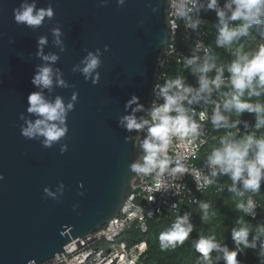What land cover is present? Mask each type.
<instances>
[{
    "label": "clouds",
    "instance_id": "clouds-1",
    "mask_svg": "<svg viewBox=\"0 0 264 264\" xmlns=\"http://www.w3.org/2000/svg\"><path fill=\"white\" fill-rule=\"evenodd\" d=\"M117 2L122 6L125 0ZM208 13H214V20L205 18ZM54 16L52 4L38 7V0H21L13 9L14 21L33 31L53 21ZM167 22L164 57L179 64L182 73L168 70L169 61L158 58V68L165 70L156 77L149 104L132 94L124 104V114L118 117V127L128 133L125 143L138 151L128 166L134 174L131 180L144 182L150 201H155L157 194L177 198L186 192L199 209L196 215L202 225L216 215L212 203L203 198L206 190L234 194L239 215L225 231L230 233L233 247L225 234L221 240L215 230L207 234L198 230L190 208L177 213L159 234L160 246L175 248L190 241L198 254L195 264H243L238 256H246L249 250L264 264V221L257 220L258 209L264 212L258 203L264 185V0H169ZM181 28L187 53L176 46ZM50 34L51 46L58 51H45L48 35L37 37L35 57L41 62L35 65L31 78L35 91L27 96V115L19 114V127L24 138L37 140L44 148L59 145L64 154L68 145L62 141L67 138L68 117L79 93L73 90L67 100L61 95L53 97L56 88L75 89V85L69 84L56 66L66 51L62 27L54 25ZM109 50L107 44L103 51L84 48L86 54L71 71L98 84L102 57ZM205 145L208 150L201 163H191ZM64 190L61 181L55 191L45 187L43 192L58 201ZM77 207L73 205V211ZM177 207L175 199L169 210ZM153 214L147 211L148 217Z\"/></svg>",
    "mask_w": 264,
    "mask_h": 264
},
{
    "label": "water",
    "instance_id": "water-1",
    "mask_svg": "<svg viewBox=\"0 0 264 264\" xmlns=\"http://www.w3.org/2000/svg\"><path fill=\"white\" fill-rule=\"evenodd\" d=\"M20 3L0 0V264L48 261L118 214L141 183L131 180L128 166L138 151L125 143L128 133L118 127V117L132 94L149 104L168 43V0H125L122 6L117 0H38V7L51 3L55 16L35 31L14 21ZM56 24L66 45L56 66L75 89L56 88L53 97L67 100L73 90L79 93L64 154L59 145L44 148L24 138L19 127L41 62L35 57L37 37L48 35L45 51H58L50 34ZM105 44L110 50L103 54L98 84L71 71L84 48L103 51ZM61 181L59 200L47 198L43 189L55 191Z\"/></svg>",
    "mask_w": 264,
    "mask_h": 264
},
{
    "label": "built area",
    "instance_id": "built-area-1",
    "mask_svg": "<svg viewBox=\"0 0 264 264\" xmlns=\"http://www.w3.org/2000/svg\"><path fill=\"white\" fill-rule=\"evenodd\" d=\"M207 17H214V13H208L205 18L207 19ZM182 31V28L178 29L176 34V46L181 50H183L181 46L185 45ZM164 52L161 57L167 59L169 63H174V61L170 62L172 58L164 57ZM162 71H164V68H159L158 73ZM212 135L219 134L213 133ZM211 139L212 136L210 135L209 141H211ZM206 153L207 145L200 149L199 156L192 160L191 163L200 164ZM186 182L194 189V185L191 184L190 178H186ZM211 192L221 193L215 189H208L203 195L210 194ZM150 195L151 194L144 186V182L141 181V183L128 195L121 210L115 217L97 228L91 234L71 241L63 247L61 253L55 254L50 260L40 264H144L143 258L147 250L145 241L140 240L128 244L124 241H119V237L125 231L131 229L144 234L147 230V223L149 220L164 215H176L179 212L180 205L183 203L194 205L190 202L186 192L184 195L177 198L171 195L162 197L157 194L155 201H150ZM195 195L198 197L200 196L199 193H195ZM175 199L178 200L177 209L169 210L170 203ZM165 200L168 201V204L164 203ZM156 209H159V212H157ZM148 210L153 211L154 214L152 217L147 216Z\"/></svg>",
    "mask_w": 264,
    "mask_h": 264
},
{
    "label": "trees",
    "instance_id": "trees-1",
    "mask_svg": "<svg viewBox=\"0 0 264 264\" xmlns=\"http://www.w3.org/2000/svg\"><path fill=\"white\" fill-rule=\"evenodd\" d=\"M215 17H207L209 20H214ZM209 32H211V26H208ZM211 39V37H209ZM183 50L188 51L186 45L181 46ZM167 69L172 72H181L182 69L179 64L169 63L166 65ZM165 70V68H164ZM191 79V78H190ZM208 150V149H207ZM206 155V154H205ZM203 198L209 200L212 205V211L216 212L215 216H210V219L206 225H202L199 217L196 213L199 209L196 205H191L188 203H183L179 207L180 211H186L188 208L193 211L192 221L197 225V229L201 232L207 234L211 230H215L218 239H223L224 234L227 237L226 242L229 247H233L231 241L230 233L225 231L235 224L234 217L239 215L235 212L234 205L237 202V198L234 194H229L227 191L224 193H210L203 195ZM258 203L261 209H264V185H262V191L260 197H258ZM178 212V213H179ZM257 220L264 221V212H260ZM176 215H164L156 219L149 220L147 223V230L144 234L137 230L131 229L125 231L120 237L119 241H124L126 243L137 242L144 240L147 245V250L144 254L143 263L144 264H195L197 253L190 245V241H185L183 246H177L175 248L162 249L159 242V234L169 227L172 221L175 219ZM196 233H193L195 236ZM238 259L243 261V264H259L258 258L252 253L251 250L248 251L246 256H238Z\"/></svg>",
    "mask_w": 264,
    "mask_h": 264
}]
</instances>
